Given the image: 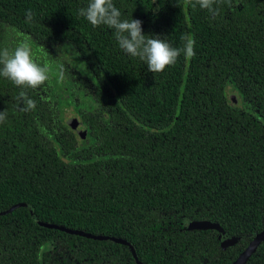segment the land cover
Masks as SVG:
<instances>
[{
	"label": "trees",
	"instance_id": "1",
	"mask_svg": "<svg viewBox=\"0 0 264 264\" xmlns=\"http://www.w3.org/2000/svg\"><path fill=\"white\" fill-rule=\"evenodd\" d=\"M88 2L0 0V49L27 39L49 69L37 88L0 76V212L25 204L0 214V264H232L264 228V0H216L215 14L196 0H113L146 35L174 47L193 35L196 55L159 73L80 16ZM57 86L96 112L65 119ZM187 220L238 239L223 247ZM245 264H264V241Z\"/></svg>",
	"mask_w": 264,
	"mask_h": 264
},
{
	"label": "clouds",
	"instance_id": "2",
	"mask_svg": "<svg viewBox=\"0 0 264 264\" xmlns=\"http://www.w3.org/2000/svg\"><path fill=\"white\" fill-rule=\"evenodd\" d=\"M202 9L215 14L213 5L216 0H196ZM93 27L101 25L113 30L119 48L130 57L139 58L146 63L148 71L159 73L174 65L183 54L185 59L193 58L195 39L192 34H182L183 47H174L167 39L159 35H146L143 32V21L140 19L122 18V13L113 0H89L86 7L79 9ZM26 18L30 21L33 12L29 9ZM47 65H41L33 57L32 48L27 39L21 40L14 49H0V76L10 80L19 87L37 88L49 79ZM31 107V102L29 103ZM6 114L0 112V123Z\"/></svg>",
	"mask_w": 264,
	"mask_h": 264
},
{
	"label": "rangeland",
	"instance_id": "3",
	"mask_svg": "<svg viewBox=\"0 0 264 264\" xmlns=\"http://www.w3.org/2000/svg\"><path fill=\"white\" fill-rule=\"evenodd\" d=\"M58 55H59V58H62L64 59L68 64L69 66L71 67H74L76 68L78 64H81L80 62H77L76 60V55L74 54L73 50L70 49V48H64V47H61V46H58ZM80 67V66H78ZM52 86H50V92L51 94L55 92L56 90V87L51 89ZM65 87V86H64ZM68 89V88H66ZM227 95H228V99L232 100L236 106H240L242 103H241V99L238 95V93L236 92V90L231 86V85H227ZM57 92H59V95H62L63 99L67 100L68 101V104H59L60 106V111H61V114L63 115V117L65 119H71V117L77 113L76 111V106L79 107V109L81 111H85V112H96V108H92L90 105V102L89 100H85L83 97L79 96L76 91H71L70 94H68L69 92L65 91L64 88H62L61 86H57ZM87 94V93H86ZM102 119L105 120L106 119V116L102 115ZM68 125L70 127H72V123H70V121L68 122ZM185 221H183L182 223H184ZM189 224V226H193V222L192 224L191 223H187V225ZM221 231H219V234H220ZM225 240H226V236L223 237Z\"/></svg>",
	"mask_w": 264,
	"mask_h": 264
},
{
	"label": "water",
	"instance_id": "4",
	"mask_svg": "<svg viewBox=\"0 0 264 264\" xmlns=\"http://www.w3.org/2000/svg\"><path fill=\"white\" fill-rule=\"evenodd\" d=\"M72 127L78 131L82 136L84 135L85 132V126L83 124H81L80 122H78L77 120H74V123L72 124ZM21 205H25L24 203H17L12 205L11 207H9L8 209L0 212V214H6L8 212H11L12 210H14L16 207L21 206ZM46 226L49 227H57L60 229H63L62 226H57V225H48V224H44ZM217 225L213 224V223H209V222H193V226L192 227H202V228H208V227H216ZM218 227V226H217ZM219 228V227H218ZM70 232H75V233H79L82 235H86V236H93L95 238H107L106 236H94L82 231H77V230H67ZM220 234H219V239L221 241V245L223 247L233 244L238 237L235 236H230L229 234H227L226 232H224L222 229H220ZM227 237L226 240L223 237ZM117 242H121V243H126L129 244L127 241H124L122 239H115ZM264 241V228L259 231L258 233H256L254 235V237L249 241V243L247 244V246L240 252V254L238 255V257L235 259V261L232 264H244L246 262V260L249 258V256L255 251V249L257 248V246ZM132 247V246H131Z\"/></svg>",
	"mask_w": 264,
	"mask_h": 264
},
{
	"label": "flooded vegetation",
	"instance_id": "5",
	"mask_svg": "<svg viewBox=\"0 0 264 264\" xmlns=\"http://www.w3.org/2000/svg\"><path fill=\"white\" fill-rule=\"evenodd\" d=\"M74 120H77L76 118H73L72 119V122H74ZM77 133H79L78 131H76ZM85 133V132H84ZM187 223H191L192 224V221L191 220H187V221H185L184 223H182V226H183V228H188V229H191L192 227L191 226H189V224L187 225ZM214 228H216L215 230H216V238H217V240H218V243H219V245H221V241H220V239H219V231H220V228H218L217 226L216 227H214ZM222 246V245H221ZM132 253V252H131ZM210 256H206V257H203L201 260H200V264H213V263H210V258H209ZM133 259L134 258V261L137 263L138 262V260L136 261L135 260V256L132 254L131 256H128V255H123V259H124V263L125 264H129L130 262H131V259ZM125 259H127V260H125ZM128 259H130V260H128ZM246 263V262H245ZM244 263V264H245ZM61 264H65L64 262H61Z\"/></svg>",
	"mask_w": 264,
	"mask_h": 264
}]
</instances>
